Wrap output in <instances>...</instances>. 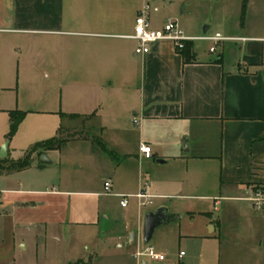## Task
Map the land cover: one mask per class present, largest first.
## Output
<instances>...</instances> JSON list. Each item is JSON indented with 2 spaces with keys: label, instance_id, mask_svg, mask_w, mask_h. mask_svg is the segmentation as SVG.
I'll return each instance as SVG.
<instances>
[{
  "label": "crops",
  "instance_id": "obj_1",
  "mask_svg": "<svg viewBox=\"0 0 264 264\" xmlns=\"http://www.w3.org/2000/svg\"><path fill=\"white\" fill-rule=\"evenodd\" d=\"M76 1L0 0V80L11 77L15 58L28 55L30 47L37 48V58L43 60L40 50L51 42L58 60L69 58L74 71L78 56L62 57L56 38H91L86 58L95 69L101 68L97 78L112 79L117 74L128 95L134 90L130 100L136 142L129 145V140L120 137L115 151L123 158L119 164L124 165L128 182L136 185L139 180L137 195L146 192L154 197L153 206L157 201L186 198L180 194L194 191L203 195L193 198L215 207L225 201L238 203L244 215L253 211L251 197L256 187L264 185V141L260 140L264 136V38L226 36L223 38L229 40L213 42L221 53L217 55L218 49L213 53L210 49V55L205 57L195 50V42H199L195 41V59L191 63L184 62L171 41L153 45L150 53L142 57L135 53L137 42L132 38L134 31L131 33L135 22L127 27L125 20L116 14L109 17L104 9L95 18L94 9L80 8ZM151 26L154 30L164 28ZM71 29L82 31L78 34L69 32ZM124 41L132 45L130 54ZM234 43L242 45L240 55ZM69 49L72 52L71 46ZM85 117L73 118L76 122L63 130L76 129L82 119L91 131L86 124L90 116ZM117 127L131 133L130 123L127 128L117 122ZM104 129L107 127L97 132L102 134ZM93 137L74 136L66 144L99 140L105 152H113L102 137ZM143 144L152 149L150 159L141 152ZM49 152L35 155L27 170L0 171V264H86L69 245H85L88 236L101 234L105 223L114 224L111 218H101L102 200L120 199L121 205V196L137 199V195L119 193L111 178L104 180V184L112 181L111 193L107 194L105 188L98 191L86 182L79 185L77 181L64 180L61 170L50 175L57 165L49 159L53 151ZM42 155L48 165L40 163ZM6 159L15 161L9 151ZM145 166L159 167L156 169L163 175L156 182L160 185L154 178L144 176ZM128 208L129 204L122 209ZM142 208L138 200L136 221L126 218L125 211L124 218L117 222L121 225L119 242L132 245L131 238L135 236V243L142 234L144 239ZM211 228L216 230L213 224ZM64 240L68 241V252L62 258Z\"/></svg>",
  "mask_w": 264,
  "mask_h": 264
},
{
  "label": "rangeland",
  "instance_id": "obj_2",
  "mask_svg": "<svg viewBox=\"0 0 264 264\" xmlns=\"http://www.w3.org/2000/svg\"><path fill=\"white\" fill-rule=\"evenodd\" d=\"M77 1L75 5L80 8L94 9L95 18L96 13L104 9L109 17L113 18L112 14H116L121 21L125 20L127 27L134 24L144 4V0ZM152 8L151 24L154 27H164L168 21L177 22L189 37H204V30L208 27V37L219 33L222 37L241 35L264 38V0H156ZM81 31L71 29L69 32L79 34ZM56 41L61 45L62 57L70 54L78 56L79 62L74 71L70 69L69 58L58 60L55 44L51 42L40 50L43 60L37 58V48L30 47L28 55L23 53L15 58L11 77L4 82L0 80L3 84L0 86V149L9 143L10 158L18 161L25 157L32 146L55 137L60 128L76 122L72 115L90 116L86 124H89L91 131L87 129L85 120L81 119L76 129L63 130V138L87 135L94 138V135H99L113 152H105L99 140L93 143H68L61 151L51 152L49 159L57 167L53 169L54 173L49 174L53 176L61 170L64 180L77 181L79 185L86 182L98 191L103 190L104 180L111 178L119 193L137 195L140 182L138 180L136 185L133 181L132 184L128 182L125 167L119 164L123 158L115 151L120 137L129 140V145L136 142L134 110L130 100L134 90L128 95L117 74L112 79L97 78L101 68L95 69L86 58L91 38L63 36L56 38ZM124 43L130 54L131 43ZM234 45L237 55H240L242 45ZM195 47L204 57L210 55L212 47L218 49L217 55L222 51L213 42H195ZM12 112L23 114L14 133L11 131ZM117 122L120 125L124 123L127 128L130 123L131 133H123L121 127H117ZM105 127L107 129L102 134L97 132ZM154 168L145 166L144 176L159 182L163 174L156 169L159 167ZM2 178L0 176V182ZM158 182L156 184L160 185ZM255 192L264 191L258 186ZM201 194L189 191L180 194L186 198L157 201L153 206L142 208L140 213L145 218L147 213L165 204L171 218L176 219L158 228L148 245L144 243L143 234L132 245L117 240L121 232V225L117 222L124 218L125 211L126 218L136 221L139 215L138 200L130 198L129 208L123 210L120 199L104 198L101 218H111L114 224L105 223L101 234L88 236L85 245L77 242L69 247L75 249L86 264L149 263L146 256L149 248L166 256V261L160 264H264V209H258L251 200L254 210L244 215L238 203L221 201L215 207L211 202L193 198ZM261 200H264V195ZM211 224L215 225V231ZM67 243L64 240L61 247L62 258L68 252ZM135 253L142 256L136 258ZM180 253L185 256L180 257Z\"/></svg>",
  "mask_w": 264,
  "mask_h": 264
},
{
  "label": "built area",
  "instance_id": "obj_3",
  "mask_svg": "<svg viewBox=\"0 0 264 264\" xmlns=\"http://www.w3.org/2000/svg\"><path fill=\"white\" fill-rule=\"evenodd\" d=\"M156 0H144L143 7L141 8L136 21L133 39L137 42V48L135 50L136 55L138 56H147L153 45L163 42L171 41L177 51H182L185 48L187 43H194L195 41H208L219 43L221 41L229 40L223 38L220 34H217L214 37L204 36L201 38H191L187 37L183 30L180 28L177 22L168 21L162 30H154L151 26V14L153 11L152 3ZM154 11H157L155 9ZM212 53L215 52V48H211ZM142 154L150 159L152 157V149L149 146L142 145L141 147ZM106 193L110 194L112 189V181L107 180L104 184ZM263 194L261 192H254L251 200L258 209L264 208V200H261ZM121 207L127 208L129 204V196H121ZM136 198L139 200L141 206H151L153 204L154 197L150 196L146 192H140ZM2 202V193L0 192V210ZM142 255L140 253H135L136 258H140ZM146 256L148 261L154 264H160L166 261V256L163 254L157 253L153 248L146 250ZM184 253H180V257H184Z\"/></svg>",
  "mask_w": 264,
  "mask_h": 264
},
{
  "label": "trees",
  "instance_id": "obj_4",
  "mask_svg": "<svg viewBox=\"0 0 264 264\" xmlns=\"http://www.w3.org/2000/svg\"><path fill=\"white\" fill-rule=\"evenodd\" d=\"M179 53L183 56L185 63L193 62L195 59V55L193 52V43H187L185 45V48ZM10 117L11 131L12 133H14L17 131L23 119V114L20 112H12L10 113ZM71 117L74 119H78L81 117L86 118L85 116L79 115H72ZM62 132L63 128H60L58 134L55 137L46 141L39 142L32 146L30 150L25 154V157L23 159H20L18 161H12L10 159L0 160V171L7 173L21 172L32 167L33 157L35 155H41L49 151H61L65 147L66 143L69 142V140L72 138H63ZM260 140L264 141V136ZM262 189L264 191V185L262 186Z\"/></svg>",
  "mask_w": 264,
  "mask_h": 264
},
{
  "label": "water",
  "instance_id": "obj_5",
  "mask_svg": "<svg viewBox=\"0 0 264 264\" xmlns=\"http://www.w3.org/2000/svg\"><path fill=\"white\" fill-rule=\"evenodd\" d=\"M208 31H209V28L207 27L204 30V36H206ZM184 146L186 147L187 144L185 143ZM8 148H9V143L4 145L0 149V160H5L7 158ZM40 163L42 165L49 164V161H47V158L45 155H42L40 157ZM171 221L172 222L176 221V219L171 218V216L169 215L168 209L165 207L159 208L155 210L154 212L147 213L145 216V221H144V243L148 245L152 241L157 229L162 226L167 225ZM134 238L135 236L131 238V244L134 243ZM142 264H149V263L143 262Z\"/></svg>",
  "mask_w": 264,
  "mask_h": 264
}]
</instances>
